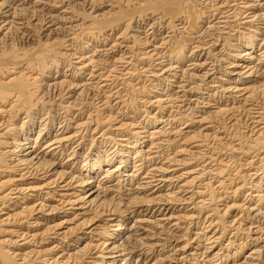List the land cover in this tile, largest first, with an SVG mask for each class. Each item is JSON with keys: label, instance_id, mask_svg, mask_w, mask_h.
<instances>
[{"label": "bare ground", "instance_id": "1", "mask_svg": "<svg viewBox=\"0 0 264 264\" xmlns=\"http://www.w3.org/2000/svg\"><path fill=\"white\" fill-rule=\"evenodd\" d=\"M8 202L0 264H264V0H0Z\"/></svg>", "mask_w": 264, "mask_h": 264}, {"label": "rangeland", "instance_id": "2", "mask_svg": "<svg viewBox=\"0 0 264 264\" xmlns=\"http://www.w3.org/2000/svg\"><path fill=\"white\" fill-rule=\"evenodd\" d=\"M12 38H15V40L17 41V35L16 34H13L12 35ZM36 39V38H35ZM31 44H29V45H32V43L33 44H35V43H37V42H35V40H33V42H30ZM98 134H96V136H97ZM87 139H89V141H90V139H91V137L89 136V137H87ZM57 195V196H56ZM61 198V196L59 195L58 196V193L57 194H55V197H54V199L55 200H59ZM57 201H55V203L54 204H58V202ZM7 204H9V202L8 203H6V204H3L2 205V203H0V208H2V211H0V214L1 215H3V217L2 218H5L6 217V213H7V209H6V205ZM223 206H221V208H222ZM3 213V214H2ZM40 214L41 213H39V215L38 216H40ZM69 214H70V212H69ZM60 216H64V215H60ZM55 217H58V216H55ZM73 217V214L71 213V215H70V217L68 216V217H66V218H72ZM2 218H0V220L2 219ZM63 218H65V216L63 217ZM63 218H61V219H58L57 218V222H59L60 220H62ZM55 218H52V220H54ZM35 219L34 218H32V219H30V222L32 223V221H34ZM73 221V220H72ZM42 223H43V221H41ZM3 223V224H2ZM5 223V224H4ZM69 223V222H68ZM71 223V222H70ZM51 224H53V222H51ZM10 225L11 224H9V223H6V222H0V228H9L10 227ZM43 225V224H42ZM29 227H32L31 225L29 226ZM34 228H35V226H33ZM38 227V226H37ZM39 227H41V226H39ZM79 231V229L78 230H76V231H73V235L74 234H76L77 232ZM7 235H9V233H7V232H0V239H7L9 236H7ZM22 241V240H21ZM49 241V240H48ZM48 243H51V242H48ZM6 247V246H5ZM12 248L14 247V246H11Z\"/></svg>", "mask_w": 264, "mask_h": 264}]
</instances>
